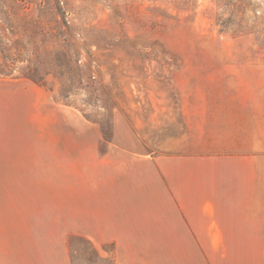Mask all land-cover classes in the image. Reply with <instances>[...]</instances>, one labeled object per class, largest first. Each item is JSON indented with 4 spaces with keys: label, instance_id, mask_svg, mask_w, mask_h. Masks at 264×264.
Here are the masks:
<instances>
[{
    "label": "rangeland",
    "instance_id": "rangeland-1",
    "mask_svg": "<svg viewBox=\"0 0 264 264\" xmlns=\"http://www.w3.org/2000/svg\"><path fill=\"white\" fill-rule=\"evenodd\" d=\"M258 207L264 0H0V264H264L197 216Z\"/></svg>",
    "mask_w": 264,
    "mask_h": 264
},
{
    "label": "crops",
    "instance_id": "crops-1",
    "mask_svg": "<svg viewBox=\"0 0 264 264\" xmlns=\"http://www.w3.org/2000/svg\"><path fill=\"white\" fill-rule=\"evenodd\" d=\"M258 203L260 201L258 200ZM199 215L209 218L206 221V225L211 227V233H216L218 226L223 225V221L219 222L218 217H232L234 219H229L226 221L227 225L235 227L234 229L239 231V229H248L251 226L255 227L257 231L264 232V207L258 208H238V209H211V210H199ZM225 223V222H224ZM214 227V228H213ZM234 230V231H235Z\"/></svg>",
    "mask_w": 264,
    "mask_h": 264
}]
</instances>
